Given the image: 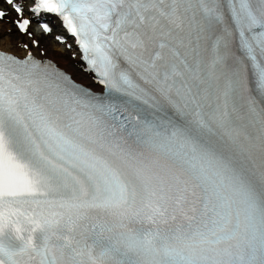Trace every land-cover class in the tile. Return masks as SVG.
Returning a JSON list of instances; mask_svg holds the SVG:
<instances>
[{"label":"snow or ice","instance_id":"snow-or-ice-1","mask_svg":"<svg viewBox=\"0 0 264 264\" xmlns=\"http://www.w3.org/2000/svg\"><path fill=\"white\" fill-rule=\"evenodd\" d=\"M4 2L107 96L0 52V264H264V0Z\"/></svg>","mask_w":264,"mask_h":264},{"label":"bare ground","instance_id":"bare-ground-1","mask_svg":"<svg viewBox=\"0 0 264 264\" xmlns=\"http://www.w3.org/2000/svg\"><path fill=\"white\" fill-rule=\"evenodd\" d=\"M6 24H8V23L6 22ZM2 33H3V31L1 30L0 31V35H2ZM13 34H14V32H13ZM46 36L47 35H45V34L37 35V37L40 40V45L43 44L44 47L46 48V56L54 59L55 61L58 62V64L60 66L64 67L68 71H70L77 80H80V81L85 82V83H90L91 82L90 77L85 72H83L82 70L77 68V65L75 63L78 62V61L75 58L72 59V58L67 56V53H71L72 54L73 51H69V50L65 49L64 47H62L61 45H59V44H56V45L60 46V49L59 48H54L53 45H52V42L50 40H48L46 38ZM12 38H14V35H11L9 40L12 39ZM0 46H1V44H0ZM3 47H5V46H3ZM34 50L39 51V47L38 48H34ZM17 51H19L20 53H24L26 50H21V51L17 50Z\"/></svg>","mask_w":264,"mask_h":264},{"label":"rangeland","instance_id":"rangeland-1","mask_svg":"<svg viewBox=\"0 0 264 264\" xmlns=\"http://www.w3.org/2000/svg\"><path fill=\"white\" fill-rule=\"evenodd\" d=\"M2 23V24H1ZM6 24V22L4 21V22H0V29H2V27L3 26H6L5 25ZM13 32H14V34H15V36H16V42H11L9 39H8V37H9V34H13ZM6 38V39H5ZM48 38V40H51V42H52V39H51V37L50 36H48L47 37ZM2 39V40H1ZM19 39H21L20 37H17V34H16V31L11 27L9 30H7L4 34H2V35H0V44H1V46L3 47V46H5L6 48H14V46L17 44V41L19 40ZM22 39H24L25 41H28L27 39V37L26 36H23L22 37ZM5 42V43H4ZM9 42V43H8ZM54 46H57V45H54ZM59 49H60V47H58ZM68 57H69V55H67Z\"/></svg>","mask_w":264,"mask_h":264}]
</instances>
